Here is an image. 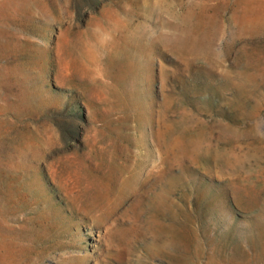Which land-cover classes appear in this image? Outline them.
<instances>
[{"label":"rangeland","instance_id":"1","mask_svg":"<svg viewBox=\"0 0 264 264\" xmlns=\"http://www.w3.org/2000/svg\"><path fill=\"white\" fill-rule=\"evenodd\" d=\"M0 264H264V0H0Z\"/></svg>","mask_w":264,"mask_h":264}]
</instances>
